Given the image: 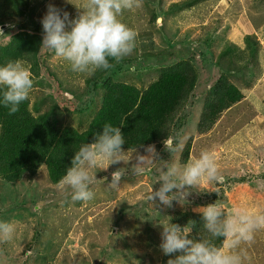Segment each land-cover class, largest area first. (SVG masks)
I'll return each instance as SVG.
<instances>
[{"label": "trees", "instance_id": "trees-1", "mask_svg": "<svg viewBox=\"0 0 264 264\" xmlns=\"http://www.w3.org/2000/svg\"><path fill=\"white\" fill-rule=\"evenodd\" d=\"M154 1L140 0V7L146 8L147 11L146 24L151 22L155 25L158 12L163 14L165 25H171L173 23L171 14L176 15L182 9L188 12L211 0L171 2L162 0L161 4L166 5V9H161L160 5V9L151 10L145 3ZM37 2L38 0H0V27L7 24L5 28L0 29V64L19 59L24 60L26 65L29 64L30 70L36 75L47 73L52 82L54 81V92L60 102L67 105L74 115L71 116L70 113V117L64 123V118L55 117L57 114L55 104L42 111L38 102L30 101L22 103L20 110L14 115H9L6 108L0 107V186L3 187L8 182L12 183L11 185L23 182L25 176L34 178L42 169L47 171L50 182L59 186L61 178L71 166L75 151H78L82 144L94 142L95 134L103 130L105 123H111L113 126H120L123 123L121 129L126 141L123 146L125 150L129 148L131 151L135 149L138 151L150 144L156 146L164 160H157L152 173H156V169L171 158L170 153L164 150L163 141L168 137L179 146L183 138V130L195 113L197 114L194 121L196 131L192 133L193 137L184 143L182 163H186L191 154L199 156L202 150L221 145L228 135H232L233 132L229 131L232 125L236 130L252 123L257 124L255 129L264 131V126L255 121L256 117L263 118L264 106L252 98L247 99L242 88L229 80L233 75L223 70V65L227 62L228 70L231 71L233 57L236 58L237 55L244 57L246 62L253 57L254 47L259 44L256 34L243 35L240 28L236 27L233 35L235 34L240 42L221 38L222 43L215 46V49L220 48L221 52L217 58L213 55L210 60L203 50L199 52L200 47L203 49L201 42L206 44L208 40L206 33L197 40L188 39V36L184 40H178V43L183 45L177 47L178 44L173 39L178 37L181 25L174 22L171 28L175 29L174 33L177 35L167 38L166 44L159 46L155 39L162 34L157 32L154 36L145 29L142 35L151 38L147 41L146 47L141 50L135 46L136 53L133 50L122 61L113 62L114 66L110 70L97 71L88 76L84 89L81 93L75 94L71 88L63 87L60 80L55 79L54 72L46 66L44 56L54 54L41 46L42 24L33 23L30 17L31 5ZM233 2H236L240 12L235 15L231 4L230 8L222 13L223 16L236 18L242 12V0ZM208 6L212 9L210 4ZM127 12L129 11L121 17L125 24L128 23L124 18ZM222 14L216 10V15L222 17L221 19L224 18ZM233 21L236 24V21ZM203 22L200 23V27H195L193 30L201 27L204 29L206 26H202ZM214 27L213 25L212 29ZM206 28L211 30L209 27ZM158 29L162 33L165 32L163 27L158 26ZM8 39L9 42H6ZM195 43H200L201 46L196 48ZM243 44L245 46H242ZM140 50L141 54L137 55V51ZM211 50L214 49L211 47ZM58 60L64 67L69 68L66 62L60 58ZM212 61L213 64H210ZM147 70H158V72L151 80H146L142 73L148 75L145 72ZM128 71L137 74L135 79L119 80L121 75ZM66 93L72 94V99L68 100ZM76 95L78 96L75 98ZM261 103L264 104V101ZM92 105L95 113L93 108L89 109ZM240 122L242 123L237 126L236 123ZM214 131L218 133V138H213L217 136L212 134ZM194 135L197 137L195 141ZM210 143L212 145H209ZM118 167L122 166L114 164L109 169L117 170ZM101 172H98L97 176ZM111 191L113 189L108 186L105 189L97 188L94 193L108 199ZM61 192L63 191L60 190ZM115 195L116 193H113V196ZM216 201L220 204L226 201L224 191L214 192L211 195L203 192L202 197L193 203L197 206H206ZM172 217V223L181 226L186 225L190 220L196 221L191 236L199 238V228L203 224L200 212L178 209ZM76 226L78 227V223ZM95 226L98 235H94V240L104 241L107 244L111 239L113 228L110 230L100 225ZM90 228L86 218H83L79 223L78 231ZM155 228L157 230L155 235L159 238L157 245L151 246L153 254H150L147 263L168 264V260L174 258L175 254L170 257L162 252L160 249L162 229ZM115 246L118 249L117 244ZM217 246L222 247V242L217 241ZM100 257L110 258V255L101 252Z\"/></svg>", "mask_w": 264, "mask_h": 264}, {"label": "rangeland", "instance_id": "rangeland-1", "mask_svg": "<svg viewBox=\"0 0 264 264\" xmlns=\"http://www.w3.org/2000/svg\"><path fill=\"white\" fill-rule=\"evenodd\" d=\"M233 1L211 0L207 3L212 6V9L207 3L188 12L186 9H182L176 13L177 16L171 15L173 23L170 26L160 22L162 18L164 20V16L158 12L157 17H160V21L155 25L151 22L147 25L145 20V18L148 19L147 11L146 8L141 7L136 8L135 11L132 10L133 13L127 12L124 18L128 22L126 24L138 33L135 46L141 50L151 39L142 35L145 29L153 35L157 32L162 34L161 37L153 38L159 46L165 45L167 38L177 35L174 33L175 29L171 28L174 22L181 25L178 37L173 39L177 42V47L183 45L178 43V40H184L187 36L188 39L197 40L206 33L208 37H206L208 39L206 45L207 43L209 45L206 48L202 45L203 49L200 47L201 45L199 46L200 43H195V46L196 48L200 47L199 52L203 50L210 60L213 55H216L217 58V55L220 54L221 49H215V46L222 43L221 38L236 43L240 42L239 38L237 39L236 35H233L236 27L240 28L243 35L256 34L259 44L254 47L253 57L246 62L244 57L237 55L236 58L233 57L231 71L228 70L227 62L223 65V70L233 75L229 80L240 88L242 82H247L248 86H252L259 81L261 76L262 85H264V0H242V12L236 18L228 15L223 16L222 13L227 10L228 4H232L231 8L235 15L240 12L236 2ZM74 2L83 6L87 0H74ZM161 3L162 0H155L145 4L151 10L160 9V5L161 9H166L167 6ZM50 4H58L57 7L69 12L71 18L77 17L82 11L75 5L66 3L65 0H38L36 4L31 5L30 9L33 23L41 22ZM216 10H219L223 19L216 15ZM181 12L182 14H180ZM233 20L236 21V24ZM239 21L240 24H237ZM201 22H203L202 26L209 27L211 30H207L206 27L193 30L195 27H200ZM213 25L215 27L212 29ZM158 26L163 27L165 32L162 33ZM1 27L0 29H2ZM211 47L214 50H211ZM135 50L136 48H134V53H136ZM141 50L137 51V55L141 54ZM44 58L46 66L54 72L55 79H59L63 87L71 88L75 94L76 92L81 93L88 75L73 73L70 68L64 67L59 62V58L54 55L50 56L49 54ZM21 61L26 65L24 60ZM210 64H213V61ZM26 66L30 70V65ZM30 72L34 86L30 92L29 101L31 103L38 102L42 111L55 104L57 111L55 117L64 118L65 123L70 117V113L71 116L74 113L67 105H63L55 94L54 81L52 82L47 73L36 75L33 71L30 70ZM145 72L148 75L142 73L143 77L146 80H151L158 70ZM136 75L128 71L123 73L119 80H134ZM67 94L70 95L67 99H72V94ZM91 108L94 111L93 105L89 109ZM196 115L195 113L190 118L188 126L183 130L181 144L174 154L177 163L183 164L182 149L184 143L193 137L192 133L194 134L196 131L194 124ZM263 120V118H255V121L262 126H264ZM241 123H236V125ZM256 127L257 124L251 123L234 130V125H232L229 130L233 132L232 135H228L221 145L209 149L214 152L225 180L222 184H206L205 187L217 192L224 191L226 201L221 205L229 214H232L234 209L264 211V131L257 130ZM212 134H217L213 137L214 139L219 136L216 131ZM218 140L220 142V139ZM137 153L145 154L144 148L134 152L133 156L135 157ZM196 157L198 156L191 154L190 159ZM133 162L135 161L133 160ZM155 163L157 160L146 165L142 175L135 176L128 172L121 182V187L111 191L108 199L95 194L94 199L88 202L73 201L66 191L60 193L61 189L50 182L45 169L39 171L34 178L25 176L22 183L11 185L12 183L8 182L3 187L0 186V221L14 222L17 228L15 238L11 242H0V264H103L104 262L107 264H144L146 262L145 264H148V259L153 254L151 246L157 245V238H159L158 235H155L157 230L153 226L154 221L146 219L159 214L155 207L163 215L170 216L178 209L199 212L197 209L202 207L193 203L202 197L200 192H193L189 196L191 203L183 207L175 201L171 208L161 207L158 201L154 202V205L149 202L147 196L152 186L153 190L159 186L158 184L153 185L156 173H152V168ZM118 165L124 166L122 163ZM114 171L116 170L109 168L103 172L100 171L101 173L97 176L98 181L92 186V190L95 192L97 188H107L111 181V173ZM26 178L29 179L26 180ZM241 179L244 180L238 182ZM215 191L205 193L211 195ZM113 193L116 195L113 196ZM170 216L166 218L170 219ZM83 218H86V222L91 228L78 231L79 223ZM95 225L110 228V230L113 228L110 234L111 239L107 244L104 241L103 243L94 240V235H98ZM245 247L250 257L245 261V264H264V230L258 231L251 245ZM101 252L110 255V258L100 257ZM157 261L159 262L158 259Z\"/></svg>", "mask_w": 264, "mask_h": 264}, {"label": "clouds", "instance_id": "clouds-1", "mask_svg": "<svg viewBox=\"0 0 264 264\" xmlns=\"http://www.w3.org/2000/svg\"><path fill=\"white\" fill-rule=\"evenodd\" d=\"M65 2L82 11L71 18L69 12L50 4L41 20V46L66 62L73 73L91 76L97 71H108L114 66L113 62L118 63L132 53L138 33L121 17L126 11L139 8L140 0H87L83 6L74 0ZM158 21L160 17L156 24ZM160 22L165 24L163 18ZM201 45L207 47L205 43ZM33 86L32 74L21 60L0 64V107L6 108L9 115L16 114L21 104L30 100ZM66 96L70 97L67 93ZM121 125L105 123L103 130L95 134L94 142L82 144L75 151L71 166L59 182V188L70 194L71 200L88 202L94 199L92 186L98 181L97 173L111 165H124L111 173L109 186L118 190L128 172L139 176L146 165L164 160L154 144L144 148L145 154L137 153L135 157L136 149L125 150ZM163 145L171 158L156 169L153 185L158 183L159 187L153 190L152 186L147 196L153 205L158 201L161 207L171 208L175 201L183 207L191 203L189 196L193 192L215 191L206 188V184L224 182L225 177L211 150H202L198 157L180 164L174 159L178 146L168 137ZM155 208L159 214L146 219L153 220V226L162 229V252L170 257L175 254L168 264H245L250 259L245 246H250L256 233L264 230V211L234 209L228 214L216 201L197 209L202 214L203 224L199 228V238H195L191 233L196 221L190 220L181 226L172 223V216L163 215ZM168 216L171 219H167ZM16 231L14 222L0 221V242H11ZM217 241L222 242V247L217 246Z\"/></svg>", "mask_w": 264, "mask_h": 264}, {"label": "crops", "instance_id": "crops-1", "mask_svg": "<svg viewBox=\"0 0 264 264\" xmlns=\"http://www.w3.org/2000/svg\"><path fill=\"white\" fill-rule=\"evenodd\" d=\"M237 24H240V21ZM250 25L252 26V29H253L252 23ZM261 77H260L259 81L257 83H255V84H253L252 86H248L247 82H242V87L241 88L245 92V97L247 99L252 98V100L257 101V103L259 102L261 106H264V104L261 103V101L262 102L264 101V85H262L263 82L261 80ZM263 119H264V116H263ZM263 122H264V120H263ZM196 138L197 137L194 136V141L196 140Z\"/></svg>", "mask_w": 264, "mask_h": 264}, {"label": "water", "instance_id": "water-1", "mask_svg": "<svg viewBox=\"0 0 264 264\" xmlns=\"http://www.w3.org/2000/svg\"><path fill=\"white\" fill-rule=\"evenodd\" d=\"M7 25H3L1 28H5Z\"/></svg>", "mask_w": 264, "mask_h": 264}]
</instances>
